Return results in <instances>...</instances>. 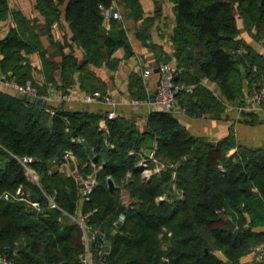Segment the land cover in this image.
Masks as SVG:
<instances>
[{
	"label": "trees",
	"instance_id": "trees-1",
	"mask_svg": "<svg viewBox=\"0 0 264 264\" xmlns=\"http://www.w3.org/2000/svg\"><path fill=\"white\" fill-rule=\"evenodd\" d=\"M172 1L176 81L183 87L179 103L188 114H221L224 97L233 102L243 97L245 79L251 87L264 84V56L237 38L236 14L264 38V0ZM115 2L38 0L37 6L50 31L65 4L74 40L88 61L98 65L105 58L112 64L111 56L121 46L127 54L133 52L118 19L113 18L109 32L101 34L106 11L115 8ZM120 4L123 16L140 17L141 0ZM8 13V1L0 0V20ZM21 26L0 40V66L8 78L24 83L32 79L24 52L41 46L37 35L26 37ZM142 30L137 35L145 39ZM242 48L246 50L239 52ZM59 50L64 56L63 84L68 87L74 72L85 64L64 53L63 46ZM44 65L49 71L57 67L48 60ZM206 78L218 85L220 93L205 84ZM141 81L133 75L132 94L147 99ZM87 85L85 78L83 86ZM96 89L91 85L88 90ZM51 110L48 103H31L23 95L0 89V244L18 250L16 264H85L80 256L84 232L70 216L80 206L83 211L97 208L91 223L105 235L103 240L111 241L106 264H264V255L253 263L243 261L252 249L264 245V229H257L264 226V146L237 145L232 136L214 142L194 135L166 109L152 110L144 126L136 117L106 116V128L100 125L99 113L62 105ZM150 139L155 143L152 158L144 154ZM68 151L76 157L81 178L96 177L89 199H81L77 174L67 175L57 166L66 162ZM26 156L34 159L29 165L38 173L39 184L28 177L22 162ZM142 158L160 169L143 175ZM109 176L115 191L109 189ZM122 186L129 191L128 204L119 196ZM19 187L37 196L42 203L39 211L26 200L3 197ZM45 192L56 194L59 207L50 206ZM121 215L124 221H119ZM227 217L237 224L232 232L227 230ZM101 241L99 234L92 243L95 254Z\"/></svg>",
	"mask_w": 264,
	"mask_h": 264
},
{
	"label": "crops",
	"instance_id": "crops-1",
	"mask_svg": "<svg viewBox=\"0 0 264 264\" xmlns=\"http://www.w3.org/2000/svg\"><path fill=\"white\" fill-rule=\"evenodd\" d=\"M7 1L9 13L6 18L0 20V40L7 36L11 28L21 25L25 30L26 37L32 38L34 34L37 35L41 47L31 52H24V55L27 62L31 64V78L34 83L41 89H46L47 93L52 96L48 102L52 108L51 111L62 105L68 109H85L99 113L102 115L100 125L106 128V116L110 106L99 100L83 101L84 95L89 92V87L95 85L115 98L117 115L136 117L139 124L145 125L149 113L157 109L151 95L156 91L158 63L165 61L177 68L175 45L171 37L176 26L175 3L172 0H141L142 13L139 18L124 16L119 19L127 31L133 52L127 54L126 48L121 46L113 52L112 64L105 58L98 65L88 61L84 48L74 40L73 29L66 19L65 4L60 7L62 12L59 19L52 24L51 30L48 31L46 18L37 6L38 0ZM115 8L123 14L124 7L120 4V0H116ZM236 14L240 29L237 38L243 39L257 53L264 56V38L257 34L256 26L246 23L238 11ZM112 19L113 17L106 16L104 20L105 35L111 29ZM145 28L147 29L143 32L142 29ZM141 30L146 36L145 39L137 35ZM60 46H63L64 53H72L78 62L82 65L85 64L83 69H77L74 72L73 82L68 87L63 84V68L60 65L64 61V56L59 50ZM1 58L2 53L0 52ZM26 60H23L22 63H25ZM45 60L57 67L49 71L44 65ZM145 68H151L153 72L150 75H145ZM133 75L141 77V85L144 92L148 94L147 99L133 96L131 90ZM7 78V74L0 66V89L20 94L4 85ZM85 78L88 81L87 87L83 86ZM204 82L215 92L220 93L219 87L214 81L206 78ZM253 87L249 86L248 80L245 79L243 97L236 102L229 101L224 97L226 108L221 114L207 113L202 116H192L180 110L174 114L194 135L204 136L214 142L232 136L237 145L264 146V117L258 110H253L254 102L249 95ZM66 94H70L72 98L64 99ZM134 99H140L142 102L135 104L133 103ZM235 105H243L247 109L240 110ZM236 148H232L230 152H234ZM65 157L66 162L57 165L58 168L67 175L77 174L78 179H82L76 157L70 151L66 152ZM143 160L144 158L141 163ZM157 168L159 166H155V171L158 170ZM31 170L36 179L31 180L28 176L29 179L39 184L38 173L32 167ZM36 209L34 208V210ZM80 209H82L81 206L78 207V210ZM261 229H264V226Z\"/></svg>",
	"mask_w": 264,
	"mask_h": 264
},
{
	"label": "built area",
	"instance_id": "built-area-1",
	"mask_svg": "<svg viewBox=\"0 0 264 264\" xmlns=\"http://www.w3.org/2000/svg\"><path fill=\"white\" fill-rule=\"evenodd\" d=\"M107 17H113L115 19H122L123 15L120 10L111 7V9L106 11ZM245 49H239L240 51H244ZM158 79L156 86V105L157 108L171 110L173 108V112L180 110L182 112H186V108L179 103V93L182 90V85L176 81L177 68L173 67L169 63L165 61H161L158 63L157 67ZM257 69V67H255ZM153 72L151 68H145L144 74L150 75ZM4 85L17 91L21 95L29 94L35 97H40L47 101V103L52 99V96L49 93H41L39 88L36 86L32 79H27L24 83H20L12 78H7L4 81ZM250 98L254 102V109L258 110L264 117V84H260L250 90ZM72 96L70 94L64 95V99H71ZM94 100L103 101L107 105L110 106V110L107 112V118H114L117 116L116 112V100L115 98L108 92H105L100 89H96L86 93L83 97V101L91 102ZM142 100L134 99L133 103L138 104L141 103ZM240 110L245 109L243 105H235ZM247 109V108H246ZM155 149L151 154V158L154 157ZM34 159L33 157L26 156L22 159L23 164L27 169L28 176H32L33 179H36V176L33 174L31 167L29 165ZM143 165H147L146 158L142 161ZM151 172L147 175L149 176ZM96 184V177L93 174L88 175L87 178L81 179V199L86 200L89 199L90 194L93 191V188ZM45 195L48 197L50 201L51 207H59L56 202V194L48 195L45 192ZM5 199H17V200H26L29 203L31 208H37L40 210L42 207V203L37 198L34 199L33 195L30 194L29 191H26L24 188L19 187L15 193L5 192L3 194ZM97 208L90 209L87 211H83L82 209L78 210L76 213L71 214L70 216L80 225L84 232V240H85V250L80 254L82 260L85 264H101V261L104 258V254L106 252L105 248L107 246V242L105 239V235L100 233L99 230L94 229L91 223V217L96 211ZM125 215H121L119 221L124 220ZM102 238V241L99 243L97 253L95 254L93 249L91 248L93 241L99 236ZM104 236V237H103ZM0 264H16L14 260V256L17 255L18 250L13 248L10 244H4L1 247L0 244ZM254 251H256L257 258L262 257L264 255V245L256 246ZM97 257H96V256ZM167 259V258H166Z\"/></svg>",
	"mask_w": 264,
	"mask_h": 264
},
{
	"label": "water",
	"instance_id": "water-1",
	"mask_svg": "<svg viewBox=\"0 0 264 264\" xmlns=\"http://www.w3.org/2000/svg\"><path fill=\"white\" fill-rule=\"evenodd\" d=\"M105 33H106V29H105V27H102L101 28V34L105 35ZM241 69H242V71H244L245 68L242 66ZM23 97L25 98L26 101L31 102V103H39L42 106H45L47 104V101L42 99V98H40V97H35V96L29 95V94H25V95H23ZM151 97L153 98L152 100L155 102L156 101V94L155 93L152 94ZM171 111H173V108H171ZM154 144H155L154 140L150 139L149 142H148V147L144 151V154H145L146 157H150L151 154L153 153ZM108 186H109V189L111 191H115L116 184H115V181L113 180V178L111 176L108 177ZM33 198L36 199L37 196L33 195ZM226 223L228 225L227 226V230L229 232L234 231L236 229V227H237V224L231 218H226ZM110 245H111V241L108 240L107 241V246L105 248L106 252L104 254L103 260L101 261V264H106V258L109 256V253H110Z\"/></svg>",
	"mask_w": 264,
	"mask_h": 264
},
{
	"label": "rangeland",
	"instance_id": "rangeland-1",
	"mask_svg": "<svg viewBox=\"0 0 264 264\" xmlns=\"http://www.w3.org/2000/svg\"><path fill=\"white\" fill-rule=\"evenodd\" d=\"M124 17V16H123ZM233 152H229V154H231ZM147 165H143V163H141L140 161V164L143 166V175L147 176L150 172H154L155 171V166H151L149 162H146ZM157 167V166H156ZM160 168V167H159ZM159 168H157L159 170ZM31 180H34L32 176H29ZM120 198L123 200V202L125 204H128L130 201H131V198H130V194H129V191L127 188H125L124 186H122L121 188V195L119 194ZM227 218H230V217H227ZM257 229H261V227H257ZM263 245V244H262ZM257 253L256 251H254L253 249L251 250L250 253H248L246 256L243 257V261H247V262H251L253 263L254 260L256 261H260L262 260L261 257L260 258H257Z\"/></svg>",
	"mask_w": 264,
	"mask_h": 264
}]
</instances>
